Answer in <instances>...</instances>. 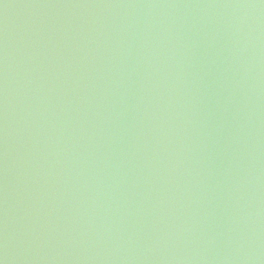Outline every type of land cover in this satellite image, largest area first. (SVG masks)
Here are the masks:
<instances>
[{
    "label": "water",
    "instance_id": "1",
    "mask_svg": "<svg viewBox=\"0 0 264 264\" xmlns=\"http://www.w3.org/2000/svg\"><path fill=\"white\" fill-rule=\"evenodd\" d=\"M0 264H264V0H0Z\"/></svg>",
    "mask_w": 264,
    "mask_h": 264
}]
</instances>
